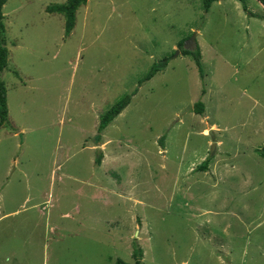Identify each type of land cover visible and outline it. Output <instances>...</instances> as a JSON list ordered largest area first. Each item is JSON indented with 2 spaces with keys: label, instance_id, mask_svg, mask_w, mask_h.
Returning <instances> with one entry per match:
<instances>
[{
  "label": "rangeland",
  "instance_id": "1",
  "mask_svg": "<svg viewBox=\"0 0 264 264\" xmlns=\"http://www.w3.org/2000/svg\"><path fill=\"white\" fill-rule=\"evenodd\" d=\"M66 1L3 8L0 264H264L263 5L88 0L67 36Z\"/></svg>",
  "mask_w": 264,
  "mask_h": 264
},
{
  "label": "trees",
  "instance_id": "2",
  "mask_svg": "<svg viewBox=\"0 0 264 264\" xmlns=\"http://www.w3.org/2000/svg\"><path fill=\"white\" fill-rule=\"evenodd\" d=\"M7 0H0V127L6 126L9 123L8 116H9V108H8V99H7V88L5 82L1 78V74L3 73L4 69L8 65L9 60V49L7 47V40H6V26L4 22V5ZM88 0H67L65 3L61 4H52L47 7V11L51 13H61L65 16V34L68 36L73 31L75 24H76V11L79 7L83 4H86ZM217 0H203V9L205 12H208L213 5L214 2ZM264 7V0H258ZM180 46L183 48V54L192 55L197 66L199 72L202 77L205 75L204 65L202 61V53L200 50L199 45L195 50L186 49L183 47L184 40L180 41ZM168 64V58H164L157 63H154L151 69L139 80V83L142 84L145 81H148L154 77V75L163 70ZM137 93L135 90L132 94H125L119 99L115 104H113L107 111H105L100 116V122L98 125V133L102 134L103 131L109 126V124L128 106L130 101L132 100V96ZM196 113L203 114L204 112V103L202 101H198L195 103ZM99 137V136H98ZM165 136L161 137V141L163 143ZM262 157H264V147L259 150ZM101 161V157L98 156L97 162ZM208 161H204L199 167L201 169L207 168ZM117 264H144L142 262V251L138 249L135 252V262L134 263H127L124 260L117 259Z\"/></svg>",
  "mask_w": 264,
  "mask_h": 264
},
{
  "label": "water",
  "instance_id": "3",
  "mask_svg": "<svg viewBox=\"0 0 264 264\" xmlns=\"http://www.w3.org/2000/svg\"><path fill=\"white\" fill-rule=\"evenodd\" d=\"M193 44L195 45V46H197V43H196V41H195V39L193 38Z\"/></svg>",
  "mask_w": 264,
  "mask_h": 264
},
{
  "label": "crops",
  "instance_id": "4",
  "mask_svg": "<svg viewBox=\"0 0 264 264\" xmlns=\"http://www.w3.org/2000/svg\"><path fill=\"white\" fill-rule=\"evenodd\" d=\"M261 3V2H260ZM68 215V214H67Z\"/></svg>",
  "mask_w": 264,
  "mask_h": 264
}]
</instances>
